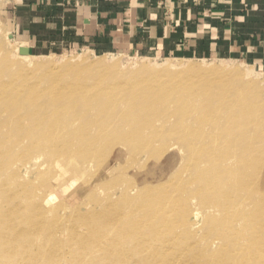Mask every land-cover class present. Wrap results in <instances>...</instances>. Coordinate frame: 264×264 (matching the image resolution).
I'll return each instance as SVG.
<instances>
[{
	"label": "bare ground",
	"instance_id": "bare-ground-1",
	"mask_svg": "<svg viewBox=\"0 0 264 264\" xmlns=\"http://www.w3.org/2000/svg\"><path fill=\"white\" fill-rule=\"evenodd\" d=\"M24 66L0 56V264H264L260 82L84 68L45 96L12 83ZM62 176L74 192L46 206Z\"/></svg>",
	"mask_w": 264,
	"mask_h": 264
},
{
	"label": "crops",
	"instance_id": "crops-1",
	"mask_svg": "<svg viewBox=\"0 0 264 264\" xmlns=\"http://www.w3.org/2000/svg\"><path fill=\"white\" fill-rule=\"evenodd\" d=\"M13 6L12 31L32 48L121 43L169 56L245 58L264 69V0H14Z\"/></svg>",
	"mask_w": 264,
	"mask_h": 264
},
{
	"label": "rangeland",
	"instance_id": "rangeland-1",
	"mask_svg": "<svg viewBox=\"0 0 264 264\" xmlns=\"http://www.w3.org/2000/svg\"><path fill=\"white\" fill-rule=\"evenodd\" d=\"M13 1L14 0H0V56L7 54L8 57L13 60V62H22L25 65L23 68L17 70L13 69V71L17 73V75H11V79L13 80L12 83L15 85L22 86L23 88H31L33 91L46 96L51 92L58 93L69 88H75L76 81L72 80V77L67 74L73 73L76 71V69H100L101 73L108 74L110 76H117L116 79L118 81H124L125 87H127L130 84L128 81H131L129 74H133L134 72L139 73L144 79H146L149 76H153V74L179 75L181 74L179 71L185 66H190L193 68L203 67L217 71L223 68H238L244 72H247L249 74L248 76H251V78L253 77L252 79L255 78L254 80L260 82L261 89L258 88L260 91L258 97L260 106H258L259 109H261V118L262 122L264 123V69H262L257 62H253L245 58L241 59L235 57L199 58L187 56H169L148 53L146 51L139 52L138 50L129 48L127 44L122 45L121 43H117L115 46H113L112 43H109V46L107 47L91 46L62 49L59 46H55V44H53L39 47V49L32 48L31 45L26 44L25 40L17 37L12 31V19L14 17L13 12L15 11ZM19 58L21 60H19ZM17 59L21 62L16 61ZM108 82L110 83V81ZM86 136L92 137L95 136V134H88L85 135V137ZM172 151L174 150L172 149ZM174 156L176 157H172L173 159L171 158L173 162L172 164L170 162L169 165H159L156 167V169H158L157 173H151L154 175L156 181H158L157 179H169L170 176L179 168L180 161L177 159L178 157L176 154ZM25 170L26 169L23 170V175L25 174ZM26 178L30 179L32 177L29 176ZM32 182L34 181H30V183ZM70 183L73 184V182H70L66 176H62L61 179L60 177L55 179V182L52 185L53 188H49V193H53L56 187L57 192L61 191L63 195H66L63 197L61 192L59 195H57L56 192L55 196L60 197H55V199L52 197L53 199H48L50 201L47 200L48 202L46 206H49L48 203L53 201L57 202L66 200L68 195L74 192V185L72 186ZM97 196L101 195L97 194ZM80 199L81 198H79V200ZM192 206V210L195 209L194 202H192ZM63 208L64 207L57 209L56 213L62 216H68L70 211H63ZM51 215L52 213H48L46 216L50 217ZM201 223L202 222L199 223L200 229L203 228ZM60 237L62 238L63 235ZM30 240L31 239L28 241ZM194 240H191L192 244L197 242L198 237H195Z\"/></svg>",
	"mask_w": 264,
	"mask_h": 264
}]
</instances>
